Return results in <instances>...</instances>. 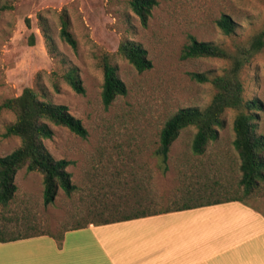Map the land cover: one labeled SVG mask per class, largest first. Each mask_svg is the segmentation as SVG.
Returning a JSON list of instances; mask_svg holds the SVG:
<instances>
[{
	"label": "rangeland",
	"instance_id": "1",
	"mask_svg": "<svg viewBox=\"0 0 264 264\" xmlns=\"http://www.w3.org/2000/svg\"><path fill=\"white\" fill-rule=\"evenodd\" d=\"M130 1L0 0V103L33 88L45 100L66 105L88 133L82 138L51 125L54 136L45 146L55 159L72 161L67 170L77 188L71 195L60 188L54 203L45 205L43 176L20 169L14 199L7 208L0 205V225L7 224L9 233L60 236L89 221L243 195L241 161L233 144L235 110L223 114L224 125L203 155L192 151L195 127L183 129L171 146L166 173L154 153L170 117L182 108H205L215 94L211 83L197 82L191 74H222L231 65L217 58L183 59L189 37L234 52L264 31V0H157L146 27ZM62 12L69 18L75 48L60 37ZM224 15L236 26L229 36L217 24ZM125 40L146 49L150 69L139 72L118 54ZM105 55L128 89L109 107L102 100ZM74 68L84 94L65 79ZM241 78L245 99L262 103L254 123L256 133L264 135V47ZM14 121L12 112L0 113V156L21 144L19 137L2 136ZM245 202L264 215V183Z\"/></svg>",
	"mask_w": 264,
	"mask_h": 264
},
{
	"label": "trees",
	"instance_id": "2",
	"mask_svg": "<svg viewBox=\"0 0 264 264\" xmlns=\"http://www.w3.org/2000/svg\"><path fill=\"white\" fill-rule=\"evenodd\" d=\"M157 5V0L130 1L131 9L145 27L152 15V10ZM60 20L61 39L75 48L77 41L70 30V21L65 12L61 13ZM217 24L225 35L234 34L236 26L229 16H222ZM189 38V43L184 46L182 51L183 59L217 58L230 61L231 65L222 74H191V77L197 82L211 83L215 89V94L205 108H182L170 117L161 130L159 146L154 155L158 160L160 170L166 173L169 169L171 146L179 137L180 132L188 127H195L197 130L192 142L193 153L203 155L208 144L217 139L219 128L224 125L223 114L227 110H235L237 114L233 122L235 131L233 144L241 161L239 185L242 188L243 195L198 204H186L153 213L139 212L96 223H113L230 201H240L247 204L245 197L251 196L263 185L264 135L256 133L254 123L256 111L262 109V103L258 99H245L241 72L251 63L255 55L263 49L264 31L256 35L248 45L237 46L234 52L222 45L201 42L193 36ZM31 44H34L33 37L31 38ZM118 54L131 63L139 72L152 67L146 49L134 41H122L118 48ZM101 66L104 73L102 100L105 107H109L117 97L126 95L128 89L126 84L119 78L117 70L108 55L103 56ZM65 79L76 93H85L77 69L74 68L68 71ZM44 96V94L41 95L33 88H25L20 96L7 98L0 103V113L10 111L15 115V121L7 126L2 136H16L21 141L20 146L13 152L0 156V205L4 208H7L15 197L18 190L15 178L17 172L22 168H25L27 172H38L43 176L45 205L54 203L60 188L67 195H71L77 188L72 182L71 173L67 170L72 161L55 159L45 146L44 141L52 139L54 136L51 125L65 127L82 138L87 137V129L80 119L70 113L66 105L54 104L45 100ZM88 224L89 222L71 229L83 228ZM9 232L7 224L0 225V242L25 239L41 234L25 232L13 235ZM61 236L62 234L59 237Z\"/></svg>",
	"mask_w": 264,
	"mask_h": 264
},
{
	"label": "crops",
	"instance_id": "3",
	"mask_svg": "<svg viewBox=\"0 0 264 264\" xmlns=\"http://www.w3.org/2000/svg\"><path fill=\"white\" fill-rule=\"evenodd\" d=\"M0 264H264V215L240 201L0 242Z\"/></svg>",
	"mask_w": 264,
	"mask_h": 264
}]
</instances>
